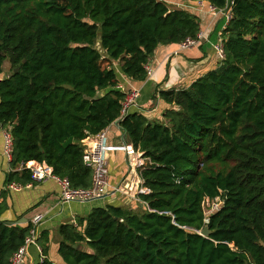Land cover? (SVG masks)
<instances>
[{
  "label": "trees",
  "instance_id": "obj_1",
  "mask_svg": "<svg viewBox=\"0 0 264 264\" xmlns=\"http://www.w3.org/2000/svg\"><path fill=\"white\" fill-rule=\"evenodd\" d=\"M232 10L224 59L188 87L160 91L170 107L152 121L122 116L116 64L145 80L160 45L197 36L196 14L158 0H0V74L11 64L0 78V129L14 138L7 183L30 182L16 168L39 161L90 187L83 140L116 120L148 158L137 208L96 207L83 230L61 226L66 264H264V0H234ZM217 195L224 205L205 223L203 202ZM31 225L0 220V264H12ZM47 242L39 239L37 264H55Z\"/></svg>",
  "mask_w": 264,
  "mask_h": 264
},
{
  "label": "crops",
  "instance_id": "obj_2",
  "mask_svg": "<svg viewBox=\"0 0 264 264\" xmlns=\"http://www.w3.org/2000/svg\"><path fill=\"white\" fill-rule=\"evenodd\" d=\"M168 1L188 5L181 8L199 17L205 39L188 49H182L180 43L160 45L147 64L150 71L143 81L127 77L122 72L120 64H116L115 67L119 78L118 89L123 90L125 94L133 89L140 91L137 103L129 109V113H144L152 121L162 120L165 110L170 107L161 98L160 91L186 88L197 78L216 68L220 61L215 43L222 28L221 15H214L206 8L196 6L193 0ZM106 129L111 144H132L118 120ZM134 159L124 151L110 152L107 160L110 186L106 194L101 198L84 202L62 201L61 187L53 178L35 182L32 186L20 190L9 187L7 175L11 171V164L4 156L3 137L0 131V220L8 224H28L32 223L37 214H44V219L37 226L39 239L45 235L48 237L46 245L49 259L55 264H66L59 253L62 225L73 224L78 226L77 229L83 230L78 222L96 207L112 204L135 209L141 203L139 189L143 186V181L139 169L132 167L131 160ZM146 191L148 192L147 189ZM42 256L38 240L37 244L29 246L24 264H37Z\"/></svg>",
  "mask_w": 264,
  "mask_h": 264
},
{
  "label": "built area",
  "instance_id": "obj_3",
  "mask_svg": "<svg viewBox=\"0 0 264 264\" xmlns=\"http://www.w3.org/2000/svg\"><path fill=\"white\" fill-rule=\"evenodd\" d=\"M158 1L165 2L170 10H173L172 7H176V9H179V7L181 8L185 6V4H180V2H173L168 0ZM233 1L234 0H226V6L223 8H219L205 0H193L196 6L200 8H206L212 14L221 15L222 17V28L218 34L219 39L215 43V49L220 60H223L225 57L223 30L233 17ZM186 7H188V5L183 8ZM205 37L206 36L204 31L200 30L195 38L188 37L183 42H181L180 47L182 49L191 48L201 43L205 39ZM146 68L149 74L150 69H148L147 66ZM139 96L140 91L136 89H133L126 93L125 98L122 101V116H125L129 112V109L132 106L136 105ZM0 131L3 137V153L8 162L11 164L14 151V138L11 126L1 127ZM83 145L84 163L92 169V185L90 187L80 188L72 186L71 181L68 177H62L55 174L52 166H50L46 162L39 161H29L28 163L21 162L16 169L18 171L29 170V172L31 173V181L26 185L18 182H12L9 184V187L15 190H20L23 187L32 186L35 182H41L47 180L48 178H53L59 183L61 187L60 195L62 201L77 200L84 202L101 198L106 194L108 190L107 188L110 186L109 168L107 162L108 154L110 152L115 150L124 151L127 155L134 157V161L131 160L132 167L138 168L139 172L140 169L145 167L148 162V158L143 157V153L139 149H136L133 144H111L108 139L106 128L99 133L91 135L83 140ZM12 170L14 169L11 167V171ZM146 192V188L143 186L139 189L140 194ZM223 205L224 198L222 197V195H217L214 198L207 197L203 202V208L205 212L204 222L208 223L210 216L219 211L223 207ZM43 219L44 214L41 213L37 214L33 218L31 228L24 240V243L12 255V264H24L29 246L37 244L39 240L37 226ZM43 257L44 256H42V258Z\"/></svg>",
  "mask_w": 264,
  "mask_h": 264
},
{
  "label": "water",
  "instance_id": "obj_4",
  "mask_svg": "<svg viewBox=\"0 0 264 264\" xmlns=\"http://www.w3.org/2000/svg\"><path fill=\"white\" fill-rule=\"evenodd\" d=\"M96 48L101 52V54L106 55L105 53V49L102 47L101 45V39L98 40L97 44H96ZM17 71V69H16ZM73 142V137H70L63 145L64 147H67L68 145H70ZM201 235L203 236H209L211 234V230L209 229L208 226H205L202 230H200L199 232Z\"/></svg>",
  "mask_w": 264,
  "mask_h": 264
},
{
  "label": "rangeland",
  "instance_id": "obj_5",
  "mask_svg": "<svg viewBox=\"0 0 264 264\" xmlns=\"http://www.w3.org/2000/svg\"><path fill=\"white\" fill-rule=\"evenodd\" d=\"M11 72V64L8 60H5L3 64V72L0 74V78L6 77Z\"/></svg>",
  "mask_w": 264,
  "mask_h": 264
}]
</instances>
